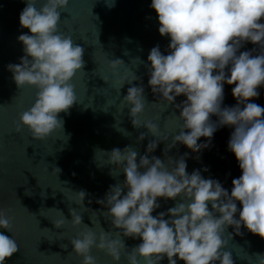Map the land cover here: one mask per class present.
I'll use <instances>...</instances> for the list:
<instances>
[{
  "label": "clouds",
  "instance_id": "9594fccd",
  "mask_svg": "<svg viewBox=\"0 0 264 264\" xmlns=\"http://www.w3.org/2000/svg\"><path fill=\"white\" fill-rule=\"evenodd\" d=\"M68 4L69 0H43L37 7V0H26L19 23L28 32L18 37L24 55L18 64L7 66L18 88L36 89L34 103L19 114L15 124V131L23 127L36 141L63 130L59 114L77 103L71 81L84 69L85 49L58 29ZM106 4L111 8L114 0ZM150 6L157 16L159 35L168 37L170 43L167 54L159 45L150 50L146 65L148 86L165 110L168 106L178 110L176 119L182 122L164 155L177 144L199 153L209 147L219 127L228 126L234 129L228 150L242 174L232 180L229 193L219 181L203 178L199 170L189 174L187 153L179 159L167 156V164L164 159L149 156L160 142L169 140L162 136L147 144L144 155L130 146L109 153L108 163L115 165L125 180L111 186L97 203L106 209L104 215L119 230L118 236L122 233L123 237L141 241L124 257L127 264H160L165 258L168 264H234L232 253L225 249L233 234H241L242 226L264 240V107L249 102L259 96L257 89L264 85V0H151ZM245 43L258 46L259 54L240 52ZM123 63L117 58L108 67L115 75ZM138 79L133 75L130 81L121 78L116 83L120 90L125 83L132 85ZM225 84L235 85L234 107H222ZM179 96L185 99L176 103ZM122 103L130 109L132 126L147 130L140 134L138 142L146 134L155 138L161 135L158 124L151 120L142 124L138 119L150 104L142 84L130 86ZM212 116L218 117L215 123ZM201 137L207 142L198 144ZM54 169L58 174L60 170ZM110 174L114 176L113 171ZM85 195L84 191L77 193V204L83 205ZM160 198L177 202L166 213L153 216L160 207ZM10 211L0 207V229L7 232H12ZM69 215L72 228L82 224V216L74 209H69ZM66 220L52 222L59 229ZM229 227L234 233H227ZM110 237L111 233L103 229L97 235L85 225L69 241L71 253L81 258V264H96L91 254L95 248L110 257L113 264H119L125 245L122 239ZM18 248L12 236L0 231V264H5ZM255 256L258 264H264V254Z\"/></svg>",
  "mask_w": 264,
  "mask_h": 264
},
{
  "label": "water",
  "instance_id": "95a60500",
  "mask_svg": "<svg viewBox=\"0 0 264 264\" xmlns=\"http://www.w3.org/2000/svg\"><path fill=\"white\" fill-rule=\"evenodd\" d=\"M106 2L108 0H69L67 9L61 13L58 29L64 35H71L74 43L85 49L84 69L71 81L77 103L66 113L59 114L64 122L63 130L53 132L44 141H36L23 127L20 132L15 131L19 114L34 103L36 89L18 88L12 73L7 70L9 64H18L24 55L18 37L28 32L19 23L26 0H0V207L11 209L12 232L2 230L19 246L5 264H81V258L71 253L69 241L85 225L97 235L103 229L111 233L110 238L122 239L125 249L119 264H127L124 257L141 241L123 237L122 233L118 236L116 232L119 230L114 229L104 215L106 209L97 203V200L104 199L111 186L125 180L124 174H119L115 165L108 163L113 149L123 151L130 146L144 155L150 141L168 136L169 140L160 142L149 156L164 159L167 164V156L179 159L187 153L186 171L189 174L199 170L203 178L219 181L229 193L232 180L242 174L234 155L228 150V141L234 131L228 126L219 127L209 147L199 153L177 144L164 155V149L178 134L182 122L176 119L179 115L177 109L168 106L165 110V106L157 102L159 98L148 86L146 65L154 46L159 45L161 52L167 54L169 38L158 33L159 24L151 9V0H114L111 8ZM42 3L43 0H37V7ZM251 46V43H245L239 51H249ZM258 54L259 51L253 53ZM117 58L124 63L114 75L108 65ZM137 58L143 63L140 64ZM133 75L139 79L132 85L125 83L119 90L116 81L121 78L130 81ZM141 84L150 104L138 119L142 124L147 120L158 124L161 135L155 138L146 134L138 142L140 134L147 133V130L132 126L130 109L122 100L130 86ZM234 86L224 85L222 107L236 105L232 96ZM257 91L259 96L249 102L264 107V85ZM184 99L179 96L176 103ZM215 118L218 119L217 116L210 119L213 122ZM206 142L201 137L197 143ZM54 168L60 170L58 174ZM205 168L207 171H203ZM112 171L116 177L110 174ZM80 191L86 193L83 205L77 204ZM176 202L158 199L160 207L152 215L166 213ZM69 209L82 216V224L77 228L71 227ZM236 217L239 218V211ZM65 218L63 228L54 227L52 221ZM240 232V235L233 234L225 250L232 253L234 264H258L255 255L264 254V240L243 226ZM227 233H234L233 228L229 227ZM227 233L225 239H228ZM91 254L96 257V264H113L110 257L95 248ZM160 264H168L167 258ZM177 264L183 262L177 261Z\"/></svg>",
  "mask_w": 264,
  "mask_h": 264
},
{
  "label": "flooded vegetation",
  "instance_id": "af4514ba",
  "mask_svg": "<svg viewBox=\"0 0 264 264\" xmlns=\"http://www.w3.org/2000/svg\"><path fill=\"white\" fill-rule=\"evenodd\" d=\"M251 45H252V46L250 47L249 51H252V54H253V53H256V52L259 51L258 46L253 45V44H251ZM253 49H255V51H253ZM232 106H234V104H232ZM216 120H217V118L214 119L213 123H215Z\"/></svg>",
  "mask_w": 264,
  "mask_h": 264
},
{
  "label": "trees",
  "instance_id": "16d2710c",
  "mask_svg": "<svg viewBox=\"0 0 264 264\" xmlns=\"http://www.w3.org/2000/svg\"><path fill=\"white\" fill-rule=\"evenodd\" d=\"M0 231H3L2 229H0ZM4 232V231H3Z\"/></svg>",
  "mask_w": 264,
  "mask_h": 264
}]
</instances>
